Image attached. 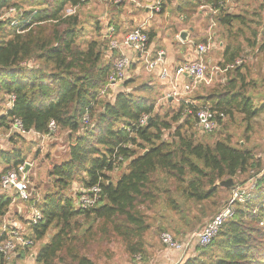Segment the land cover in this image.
I'll list each match as a JSON object with an SVG mask.
<instances>
[{"label":"trees","instance_id":"16d2710c","mask_svg":"<svg viewBox=\"0 0 264 264\" xmlns=\"http://www.w3.org/2000/svg\"><path fill=\"white\" fill-rule=\"evenodd\" d=\"M82 4L81 0H0V13L28 7L17 26H12L14 16L0 19V103L15 98L12 108L0 114V132L9 134L16 145L27 135L12 130L15 120L24 132L40 135H48L53 122L70 143L68 159L52 167V186L36 204L41 221L30 227L33 244L20 247L13 261L0 255V264H21L26 255L31 264H97V257L112 256V244L123 249L128 264H138L135 257L148 264L157 256L149 255L152 233L166 252L165 258L159 257L171 264L180 253L168 252L160 235L170 233L181 242L201 231L220 211L207 210L215 207L214 198L221 192L232 197L235 186L223 188L221 182L231 179L243 187L256 177L250 198L236 202L233 218L212 242L200 247L194 241L193 251L186 252L179 264H264V173H260L264 159L255 155V147L242 146L244 141L233 143V135L225 132L227 124H238L245 126L243 137L252 122L264 116V17L245 24L241 13H228L225 0H178L175 10L186 20L201 7H209L223 30L233 21L247 29H227L238 41L229 60L219 64L224 71L221 81L196 88L190 101L159 114L160 93L147 84L135 85V80L125 84L130 92L118 93L113 101L104 99L113 68L105 29L102 34L95 22L92 35L85 37L77 15L65 13ZM164 7L162 1L161 10ZM224 52L228 54L229 48ZM240 58L242 65L227 68ZM30 61L38 66L28 68ZM201 107L217 116L211 133L196 127ZM85 114L89 122L83 126ZM143 117L148 121L142 127L138 123ZM25 159L19 147L0 149V179ZM119 168L124 172L113 181L110 173ZM74 183L80 187L69 195ZM93 187L100 189L98 202L80 208V196ZM14 202H20L14 191L0 189V228ZM4 239L1 233L0 242Z\"/></svg>","mask_w":264,"mask_h":264},{"label":"rangeland","instance_id":"374dc122","mask_svg":"<svg viewBox=\"0 0 264 264\" xmlns=\"http://www.w3.org/2000/svg\"><path fill=\"white\" fill-rule=\"evenodd\" d=\"M126 3V2H125ZM131 3V2H130ZM130 3H126L128 6ZM226 8L228 13L230 14H237V13H243V11H246L247 14L252 13L255 15L253 18H255L256 21H262L264 17V0H232L226 2ZM115 6H119L121 8V12L125 13L126 15V9H124L125 4L120 5H113L110 0H89L88 2L82 4L77 9H70L68 8L65 12L66 15H73L76 14L78 17V20L83 25L84 30L87 34L85 37H90L92 25L95 22H98L99 25L102 27V34H104L105 24H103V19L105 17L110 18L113 8ZM21 12L24 10H27L28 7L24 6L21 7ZM4 11H2L3 13ZM211 13V12H210ZM19 14V13H18ZM244 14V13H243ZM249 15V16H252ZM106 15V16H105ZM14 16V19H17L19 15H12ZM10 17V16H9ZM207 20H204L200 22V24H196L194 29L198 31V36L203 37L206 35V33L211 37L213 33L217 34L221 32V29L219 26L213 27L211 25L209 17L205 14L204 16ZM194 18V17H193ZM214 23V22H213ZM116 25V24H113ZM113 25H110V27H114ZM189 25V23L187 24ZM212 26V27H211ZM173 26V33L177 32V29ZM192 27V25H191ZM121 28V27H120ZM118 28V29H120ZM133 28V26L131 27ZM130 26L127 27L125 30L124 28L121 30L122 33L126 34L131 30ZM193 28L184 29L183 31H186V37L189 38L190 34H193L194 32ZM210 30V31H209ZM222 29V37L224 36ZM18 32V31H17ZM20 33V32H19ZM92 35V34H91ZM84 37V38H85ZM185 37V38H186ZM199 38V39H200ZM213 41L215 42V47L217 48V44H219L216 37H213ZM188 40H186L187 42ZM109 46V43H108ZM213 49V48H212ZM216 50V49H215ZM218 50L214 52H210L205 57L206 62V76L207 79L211 78V84L210 86L205 85L204 82L197 84L194 86L193 90L190 91V93L186 95H178V96H171L168 92L163 94V91L160 92V96L158 98L156 109L158 110L159 114H163L169 107L173 109H177L179 107V103H181L183 100L186 99V97H191L195 92L196 88L204 85L205 87H213L215 84H217L219 81L223 79V73L218 71L219 64L217 62V52ZM217 53V54H216ZM132 55H129L131 57ZM134 59V57H132ZM131 58V60H132ZM214 59V60H212ZM253 59H251V63L256 64L255 62H252ZM258 61V60H257ZM208 62V63H207ZM114 63V60L112 64ZM28 68H32L33 66H38V64L34 61H30V63L26 64ZM218 68H217V67ZM130 67V66H129ZM128 67V72L126 73V77L132 76L133 71H131V67ZM255 72V71H254ZM133 79V78H132ZM133 80L137 81L136 83H140L137 78H134ZM125 81V80H124ZM120 82L122 85H124L126 82ZM124 82V83H123ZM112 87V86H111ZM121 90V86H120ZM119 92V87L112 88V90L108 91V96L104 95V99L107 101H113L115 98V95ZM106 94V93H105ZM171 96V98L168 99V97ZM8 104V103H7ZM6 103H0V114L5 112L7 108ZM226 133L233 135V143H236L237 141H244L241 142V145H245L249 148H256L253 149L255 155L261 156L262 159H264V116L261 115L260 117L256 118L252 122V126L249 133L244 134L242 137L243 131L245 130V126H240L238 124H227ZM83 132V130L81 131ZM246 136H249V139L246 138ZM24 139L19 140L16 145H13L10 142V135L2 134L0 132V149L8 150L12 147L16 146L21 148V150L26 153V159L24 161V165L26 168V181L28 182V192L31 196V199L27 202H14L10 206L8 214L5 216L2 228H0V234L3 231L5 232V237L7 239H13V244L11 249L8 251V260L13 261V258L15 255L19 252V248L23 247V245H17L15 241H25L30 238V227H32L31 224V215L33 213L32 207L37 208L38 203L41 202L42 195L45 193L47 189H49L52 186V178L49 177V172L54 166V164L62 163L64 160L68 159V153H69V141L67 139L66 133H60L59 130L56 128L55 131L49 132L48 135H37L35 133H29L26 137H23ZM263 168V167H262ZM2 170V167L0 166V171ZM124 172L123 168H119L116 171H113L110 173V176L113 181H116L119 176ZM239 184H233L232 186H237ZM79 185L77 183H74L72 185V188L69 192V195L74 194L78 189ZM233 190V188H232ZM230 194H226L224 192L219 193L217 198H214L215 207L211 206L209 208L207 206L208 211H214L216 208V212L225 207L227 201L229 200ZM35 201V203L33 202ZM35 204V205H34ZM214 215V214H213ZM208 220V219H207ZM206 220V221H207ZM205 221V222H206ZM204 222V223H205ZM12 233H16V235H12ZM148 243L150 246L149 248H152L150 252V256L154 255L157 257L162 256L166 254V252H163V248L160 246L159 237L155 235V233H152V235L149 236ZM1 245V244H0ZM112 256L108 259H100V257H97V264H128V258L123 252V249H121L117 244H112ZM193 251L191 248L190 251ZM163 252V253H161ZM193 253V252H192ZM163 254V255H162ZM96 255H98L96 252L93 255V258H96ZM165 258V257H163ZM7 261V262H9ZM21 264H31L28 255L24 258L23 262Z\"/></svg>","mask_w":264,"mask_h":264},{"label":"built area","instance_id":"2783aa9c","mask_svg":"<svg viewBox=\"0 0 264 264\" xmlns=\"http://www.w3.org/2000/svg\"><path fill=\"white\" fill-rule=\"evenodd\" d=\"M89 0H81V2L85 3ZM226 2L228 0H225ZM113 5H120L125 2H134V0H110ZM161 8V2L158 0L152 7H148L149 17L147 21H151L155 15L159 14ZM207 8V7H201ZM212 15H216V11L210 10ZM19 13V14H18ZM12 15H19L17 19L21 17V11L16 10L15 8H10L7 12L0 13V19L7 18ZM15 19L12 22V26H17L19 23L18 20ZM146 24H142L137 26L133 31L129 32L124 36L121 41L116 39L115 29L114 27H110L106 25L105 27V38L108 40L109 46L108 50H121L122 52L131 54L133 57H137L136 61H140L144 63L145 72L149 74L157 73V77L160 81H166L168 79L179 80L183 76L188 77L191 80V84L185 85L183 87L184 92H189L191 88L193 89L195 85L200 84L202 82L205 85L209 86L211 84L212 79L206 76L207 67L203 62V57L210 51L212 39L208 38L207 43H203L197 45L195 47V59L189 63H185L179 67H175L173 72L168 70L165 64V52L159 51L154 58L150 57V53L148 51L149 48V37L146 33ZM214 26V24H212ZM18 33L20 29H17ZM128 54H122L117 60H115L113 64L112 71L108 75L107 83L109 88L110 86L116 85L126 79V73L128 67L131 64V59L128 57ZM243 60L237 59L234 63L227 67L233 68L242 65ZM221 73L223 70L218 69ZM173 96L180 95L175 89L173 91ZM14 96H11L8 100L7 109L12 108L14 102ZM216 114L212 112L208 107H201L197 110L195 119H196V127L201 132L211 133L217 127ZM219 118L223 117V115H219ZM148 121L147 117H143L138 125L144 126ZM89 122V116L85 114L82 118V125L86 126ZM56 126L53 122H51L48 126L49 132L55 131ZM12 130L21 132L22 134H29L23 131L22 124L20 121L15 120L14 125L12 126ZM40 135V134H37ZM26 167L24 164L18 166L15 169L7 171L0 179V189L1 190H12L18 196L19 200L22 202H27L31 199V196L28 192V182L26 181ZM260 173H264V168ZM256 178H252L248 184L241 187L239 185L235 186L232 190V197L226 203L225 207L220 209V211L210 220L206 226L197 232L190 233L184 240L181 242L175 241L173 236L170 233H162L160 235L161 243L167 248L168 252L180 253V257L171 264H179L182 257L190 251L192 246L194 245V241L200 247L208 246L214 237L217 235L221 226L233 218L235 214V204L236 202L245 203L251 196L252 191L255 189ZM100 189L98 187H93L88 190L87 193H84L80 196L78 200V204L80 208L87 209L92 208L99 200L98 194ZM35 205V204H34ZM32 215H31V224L32 226L37 225L41 221V212L36 208L32 207ZM6 231L1 232L5 235ZM12 235H16V233H12ZM13 239H5L0 242V255L3 256L4 260L7 262L8 260V251L11 249L13 244ZM17 245H23V247L31 246L33 242L29 239L23 241L17 240L15 241ZM140 258L135 257V261L139 264ZM134 264V263H133Z\"/></svg>","mask_w":264,"mask_h":264},{"label":"crops","instance_id":"0c3cea01","mask_svg":"<svg viewBox=\"0 0 264 264\" xmlns=\"http://www.w3.org/2000/svg\"><path fill=\"white\" fill-rule=\"evenodd\" d=\"M157 1L158 0H134L133 3L132 2L131 3L126 2V3H130L129 5H132V6H128V5H126V3H124L125 4L124 9H126V15H125V13L121 12V8L119 6H115V8H113V10H112L111 17L110 18L105 17L103 19V22H104L103 24H105V26L107 24L108 25L109 24L110 25L116 24V26H118V28L121 27L120 29H117V30L115 29L116 39L118 41H121L126 34L133 31L137 26H140L142 24L147 23L146 24V33L147 34L149 33L148 36L151 35V39L149 38V48H148V51L150 53V57L154 58L159 51H164L165 52V64H166L168 70H170V72H173L175 67H179L185 63H189L191 61H194V59H195V54H194L195 53V47L197 45L207 43L208 38H210V36L207 33H206V35H204L203 37L200 38V36H198V31H196L194 29L195 25L200 24V22H202L204 20L208 21V19H206L204 17L205 14L209 17L210 22L212 24H214L213 27L216 26L217 22H216L215 15H212L210 13V10H212V9L209 7L200 8L195 15H193L190 19L186 20L184 16L180 15V13H177L175 10V6H176L178 0H159L160 2L163 1L165 7L162 10L160 8L161 12H159V14L155 15V17L151 21H147V19L149 17V12H148L147 8L152 7ZM228 1H232V0H228ZM243 13H242V16L245 18L243 20V23L246 24L248 21H252V22L256 21L255 18H253V16H249L251 14H249L248 16H244ZM235 15H238V13ZM188 23H189V25H187ZM245 24H240V22H238V21L231 22L230 25L228 27H226L225 30L223 31V33H224L223 37L221 36L222 35L221 34L222 33V27H220L217 24V26H219V28L221 29V32H219L218 34L216 32V33H213L211 35V39H212V43L210 41L211 49L203 57L204 64L206 65L205 57L211 51L214 52L216 50H218L217 51L218 54L216 53L217 54V62L216 63L219 64V63H222L223 61L225 62V61L229 60V53H232V52L234 53L233 50L236 49V48H234L233 43L237 42L238 40L236 41V39L233 36L230 37L228 30H233V29H237V28L241 27L242 30L245 29V30H243L245 32L247 29V26ZM191 25H192V27H191ZM129 26H130V28L133 26V28H131V30L128 33L124 34L121 32V30L123 28L126 30L127 27H129ZM173 26H175L174 29L175 28L177 29L176 33H173V28H172ZM251 26H253V25H251ZM189 28L194 29L193 34H190L189 38H187V37L185 38L186 40H188L187 42L181 41L179 39L180 33L184 29H189ZM213 37H216L218 42H219V44H217V48L215 47V42L213 41V39H214ZM244 39H245V37H243V33H242L240 35V40L243 41ZM225 47L229 48L228 54H225V52H224ZM122 54L125 55L128 53L122 52L121 50H114V51L108 50V57L109 56L113 57L114 62ZM129 55H131V54H128V57H129ZM132 57L133 56H131L129 58L131 59ZM135 59L137 60V57H134V59L132 58V61L130 64L131 68L129 67L131 69V71H133V75L126 77L124 82H127L130 80H133L134 78H137L138 80H140L139 81L140 83H136L135 85L147 84L148 86H151L152 88H154L159 93L161 91H163V94L168 92L169 94H171V96H173L172 93H173L174 89L177 92H179V94L181 96L186 95V94L190 93V91L193 90L191 88V90L189 92L183 91V87L185 85L189 86L191 84V80L188 77L183 76L181 79L179 78V80H175V79L171 78V79H168L166 81H160L157 77L156 72L154 74L148 75L145 72L144 63H142L140 61H136ZM212 60H214V59H212ZM254 61H256V60H254ZM135 82H137V81H135ZM125 84L122 85L121 83H118L116 85H113L112 87L110 86L108 88V91L112 90V88L119 87V92H117V94L120 92H130L131 88L126 87ZM120 86H121V90H120ZM106 95L108 96V92L106 93ZM171 96H169L168 99L171 98ZM189 98L190 97H186L187 100ZM186 99L184 101H186ZM188 101H190V100H188ZM55 165H58V164H54V166ZM148 264H166V262L164 259L160 258L159 256L158 257L156 256V258L152 259L150 261V263H148Z\"/></svg>","mask_w":264,"mask_h":264},{"label":"water","instance_id":"95a60500","mask_svg":"<svg viewBox=\"0 0 264 264\" xmlns=\"http://www.w3.org/2000/svg\"><path fill=\"white\" fill-rule=\"evenodd\" d=\"M185 37H186V31H182L179 35V39L181 41H186ZM232 185H233V181L231 179L220 183V186L223 188H230Z\"/></svg>","mask_w":264,"mask_h":264}]
</instances>
